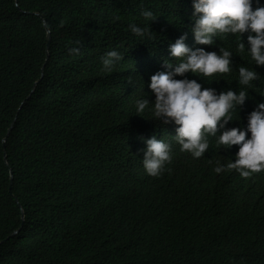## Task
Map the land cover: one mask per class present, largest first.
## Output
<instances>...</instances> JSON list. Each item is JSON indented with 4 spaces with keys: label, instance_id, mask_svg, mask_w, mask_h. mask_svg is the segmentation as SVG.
<instances>
[{
    "label": "trees",
    "instance_id": "obj_1",
    "mask_svg": "<svg viewBox=\"0 0 264 264\" xmlns=\"http://www.w3.org/2000/svg\"><path fill=\"white\" fill-rule=\"evenodd\" d=\"M191 12V0H0V264H264V170L216 173L238 146L209 136L193 158L151 104L135 111L137 99H153L149 77L166 70L164 59L174 62L168 45L181 33L190 47L233 53L229 73L184 74L217 92L248 91L226 128L245 127L264 102V65L238 51L232 34L194 44ZM129 23H149L153 38L137 37ZM113 49L122 59L106 71L101 57ZM241 65L258 73L249 86L236 82ZM153 135L170 144L159 176L141 163L143 139Z\"/></svg>",
    "mask_w": 264,
    "mask_h": 264
},
{
    "label": "clouds",
    "instance_id": "obj_2",
    "mask_svg": "<svg viewBox=\"0 0 264 264\" xmlns=\"http://www.w3.org/2000/svg\"><path fill=\"white\" fill-rule=\"evenodd\" d=\"M255 3L257 6L253 8V0H191L193 23L189 26V31L194 44L211 46L216 37L232 34L238 39V51L246 50L254 65H264V4H261L260 0H255ZM140 15L148 21L155 19L151 9L141 8ZM128 29L141 39L153 38L149 23L145 26L129 23ZM245 32L248 33L247 47L241 40V35ZM186 37L187 33H181L168 45V55L174 58V62L164 59L162 65L166 70H158L150 75L147 87L153 94V99L149 100L146 96L137 99L136 113H141L151 104L152 116L163 126L170 123L176 126L172 136L180 145V150L187 151L193 158H199L207 151L209 136L215 137L216 143L224 148L238 146L231 162L227 165L217 162L213 168L216 173L227 167L247 177L252 172L264 170V102H258L248 113L245 127L226 128L225 125L229 121L235 120L233 112L244 104L248 91L246 92L245 88L235 91L228 88L217 92L215 88H202L196 79H189L184 74L191 72L207 78L212 74L229 73L233 69V53L219 46L218 51L190 47L185 43ZM69 52L78 53L79 48H69ZM121 59V54L115 49L106 51L101 57L103 69L111 71L112 66ZM44 65L45 62L41 66L39 80ZM236 71V82L239 85L249 86L258 79V73L253 68L241 65ZM177 76L182 78H176ZM35 82L34 85L38 81ZM32 91L33 88L30 93ZM259 94L264 96V93ZM143 143L145 147L142 150V166L147 175L159 176L164 171L165 164L171 160L170 144L155 135L143 139Z\"/></svg>",
    "mask_w": 264,
    "mask_h": 264
},
{
    "label": "water",
    "instance_id": "obj_3",
    "mask_svg": "<svg viewBox=\"0 0 264 264\" xmlns=\"http://www.w3.org/2000/svg\"><path fill=\"white\" fill-rule=\"evenodd\" d=\"M43 25H44V27L46 28V57H47V56H48V47H49V43H50V31L47 29L44 20H43ZM37 81H39V79H38ZM37 81H36V82H37ZM36 82H35V83H36ZM13 122H14V120L11 122V124L9 125V127H8V129H7L6 133H5V136L2 138V145H3V147L5 146L6 136L8 135V133H9L11 127H12ZM5 154H6V151L3 150V157H4V160H5ZM5 162H6V160H5ZM9 173H10V181H9V190H10V188H11V183H12V176H11V171H10V170H9ZM23 218H24V212H23V209L21 208V223L23 222ZM18 230H19V228H17L16 230L12 231V232L8 235V237L11 236V235H14L15 233H17Z\"/></svg>",
    "mask_w": 264,
    "mask_h": 264
}]
</instances>
